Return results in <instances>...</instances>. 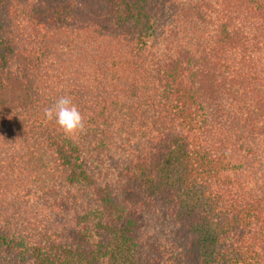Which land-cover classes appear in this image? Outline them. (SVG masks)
<instances>
[{"label": "trees", "instance_id": "1", "mask_svg": "<svg viewBox=\"0 0 264 264\" xmlns=\"http://www.w3.org/2000/svg\"><path fill=\"white\" fill-rule=\"evenodd\" d=\"M0 264H264V0H0Z\"/></svg>", "mask_w": 264, "mask_h": 264}, {"label": "clouds", "instance_id": "2", "mask_svg": "<svg viewBox=\"0 0 264 264\" xmlns=\"http://www.w3.org/2000/svg\"><path fill=\"white\" fill-rule=\"evenodd\" d=\"M44 115L65 132L74 134L84 127V117L70 96H60L53 105L44 109Z\"/></svg>", "mask_w": 264, "mask_h": 264}]
</instances>
